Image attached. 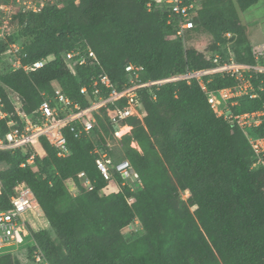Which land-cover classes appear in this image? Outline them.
Instances as JSON below:
<instances>
[{"label":"trees","instance_id":"trees-1","mask_svg":"<svg viewBox=\"0 0 264 264\" xmlns=\"http://www.w3.org/2000/svg\"><path fill=\"white\" fill-rule=\"evenodd\" d=\"M149 1L66 0L60 7L18 13V30L0 41V57L18 43L22 64L52 59L34 71L0 70V94L7 103L8 96L18 95L32 113L56 84L82 106L88 99L80 88L86 86L90 93L93 76L106 73L121 89L128 81L124 67L129 62L144 67L142 80L211 68L215 53L257 63L238 11L258 0H196L194 26L183 38L176 35V20L168 23L167 11L149 9ZM200 33L212 38L209 55L191 43ZM88 48L100 63L74 64L72 73L65 53L86 54ZM250 74L255 96L233 98L232 113L264 108V71ZM201 79L210 90L238 83L223 73ZM139 94L144 114L128 118L131 132L121 139L122 152L140 179L134 189L115 174L122 189L102 192L110 182L97 169L93 148L105 146L104 125L95 124L80 137L64 128L68 154L59 156L40 137L44 155L36 154L35 168L20 166L36 152L35 144L0 149V161L7 164L0 170V208L9 205L18 187L32 190L54 235L44 228L32 231L30 224L28 229L49 264H264V167L253 165L243 131L214 112L196 78L141 88ZM4 130L1 124L0 132ZM248 130L262 135L264 125ZM79 171L86 173L92 190L80 185ZM67 179L74 180L78 193L68 190ZM182 191L188 192L184 199ZM134 219L141 230L127 240L123 229ZM32 249L28 256L33 260ZM0 264L21 263L7 252L0 254Z\"/></svg>","mask_w":264,"mask_h":264},{"label":"built area","instance_id":"built-area-1","mask_svg":"<svg viewBox=\"0 0 264 264\" xmlns=\"http://www.w3.org/2000/svg\"><path fill=\"white\" fill-rule=\"evenodd\" d=\"M65 1L4 0L0 3V41L9 39L18 30L15 19L18 13L39 12L46 6L60 7ZM147 6L149 9L152 6L165 9L168 13V23L176 20V35L183 38L194 26L193 17L197 13L199 3L196 0H153L149 1ZM226 35L231 37L229 32ZM253 53L257 60L254 65L237 62L230 53L226 59L215 53L212 56L214 65L211 68L153 80H142L144 67L129 62L124 67L128 81L121 89L116 87L106 73L92 77L90 93L86 86H82L80 92L88 99V104L85 106L71 100L57 84L52 95H44L37 110L32 113H28L23 108L18 95H11L7 103L0 94V125L3 124L5 127V130L0 132V149L12 151L32 146L39 143L40 137H44L57 149L59 156H65L68 154V147L64 128H68L75 137H80L89 133L95 124L104 125L102 135L105 146L102 149L93 148L96 167L108 182H111L117 174L121 178V184L131 183L133 186L131 189H134V185L140 183V179L132 163L122 152L121 139L131 132L132 125L128 123V118L132 116L141 118L144 114L139 90L169 81L186 79L189 82L191 78H196L214 112L243 131L254 155L253 165L264 167V134L254 135L248 130L264 125V108L242 113H232L229 110V104L234 103L231 101L233 98L245 94H249L250 97L255 96L249 80L250 72L264 71V65L259 63L260 60L258 61L259 58L264 57V49L254 50ZM2 54L13 57V69L22 68L26 72L41 68L52 59V56H48L29 64H22L21 57L24 53L22 54L18 43H11ZM64 58L72 73H75L74 64L100 63L96 53L90 48L87 49L86 54H81L79 50L68 51ZM210 73L228 74L238 80V83L210 90L201 79V75ZM104 92L106 95L102 94ZM119 100H124V104L118 105ZM131 144L136 145L134 140ZM36 154L37 152L32 150L20 166H35ZM76 177L85 190H92L93 185L84 171H79ZM129 198L133 199L129 195L126 197L127 201ZM28 210H40V206L32 190L27 186H20L15 194L9 197V205L0 208V254L12 252L14 250L11 247L19 246L24 242V233L29 231L28 224H30L24 214ZM32 247L31 256L34 263L46 262L41 248L36 243Z\"/></svg>","mask_w":264,"mask_h":264},{"label":"rangeland","instance_id":"rangeland-1","mask_svg":"<svg viewBox=\"0 0 264 264\" xmlns=\"http://www.w3.org/2000/svg\"><path fill=\"white\" fill-rule=\"evenodd\" d=\"M238 12L242 24L245 25L246 34L248 36L250 44L252 45V50L257 51L262 48L264 49V0H258L256 3L252 4L244 11L239 10ZM191 43L198 51L203 53L206 52V55H209L210 51L212 50V38L206 33H200V35H198ZM262 58V63H264V57L259 58L258 61H261ZM12 59V56L2 54L0 57V70H5L7 67L14 68ZM10 96H8V99ZM33 147L36 149V152L39 157H42L44 155L41 143H36L35 145H33ZM6 167L7 164H5V162L3 161H0V170H3ZM33 168H35V166H33ZM65 184L68 190L73 195L79 192V188L77 187L73 179L66 180ZM131 187L133 188L132 185ZM120 189H122V186H120L114 179H112V181L108 183V185L103 189L102 192L109 193L118 191ZM187 195V191L181 192V198L184 199ZM131 201H133V199L129 198L128 202ZM24 214L31 225L32 231L44 228L48 229L51 234L54 235L50 226L48 225V222L46 221L40 210H28ZM140 230L141 225L139 221L137 219H134L130 223V225L123 229V234L127 240H130L137 236L140 233ZM24 235V242L22 244H20L19 246L14 245L13 247H11V249L14 250L11 252V254L17 257L20 260L21 264H37L34 263V260H32L28 256V249L34 245V240L31 231H26ZM38 264L49 263L45 261H40V263Z\"/></svg>","mask_w":264,"mask_h":264}]
</instances>
